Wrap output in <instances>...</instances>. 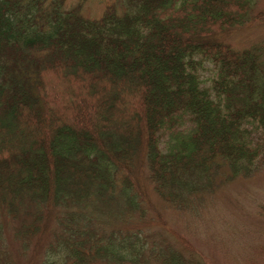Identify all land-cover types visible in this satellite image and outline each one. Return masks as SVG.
<instances>
[{
    "label": "trees",
    "instance_id": "trees-1",
    "mask_svg": "<svg viewBox=\"0 0 264 264\" xmlns=\"http://www.w3.org/2000/svg\"><path fill=\"white\" fill-rule=\"evenodd\" d=\"M84 4L0 0V264H211L151 196L199 215L264 169V42H209L264 11Z\"/></svg>",
    "mask_w": 264,
    "mask_h": 264
},
{
    "label": "rangeland",
    "instance_id": "rangeland-1",
    "mask_svg": "<svg viewBox=\"0 0 264 264\" xmlns=\"http://www.w3.org/2000/svg\"><path fill=\"white\" fill-rule=\"evenodd\" d=\"M67 8L79 0H65ZM256 11H264V0H255ZM117 0H85L82 14L98 17L105 5ZM209 42L246 49L264 42V23L250 22L226 33L209 36ZM205 76H210L205 65ZM168 226L185 236L211 264H264V216L258 207L264 202V169L250 179H237L219 189L199 215L179 214L163 209L151 196Z\"/></svg>",
    "mask_w": 264,
    "mask_h": 264
}]
</instances>
